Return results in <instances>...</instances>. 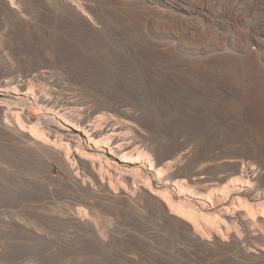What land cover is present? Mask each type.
I'll use <instances>...</instances> for the list:
<instances>
[{
  "label": "bare ground",
  "instance_id": "obj_1",
  "mask_svg": "<svg viewBox=\"0 0 264 264\" xmlns=\"http://www.w3.org/2000/svg\"><path fill=\"white\" fill-rule=\"evenodd\" d=\"M4 26L7 30L2 31ZM82 42L91 50H83ZM3 48L12 52L16 65L7 61L0 68V156L14 157L48 179L50 187L24 179L22 185L35 195L78 193L86 208L61 213L33 205L26 208L30 218L48 233L69 232L70 237L61 242H54L43 229L39 234L29 220L28 224L11 220L0 225V232L16 235L29 254L34 250L41 259L65 257L74 247L96 251L100 257L115 256L116 264H140L127 257L125 250H111L117 242L114 232L102 234V228L90 221L93 218L88 219L87 211L100 205L131 228L141 225L144 211L155 214L167 232L181 236L200 256L233 251L234 256L228 257L232 264H264V185L260 184L264 179V0H0V55ZM47 49L52 52L47 51L51 59L44 53ZM26 52L29 57L22 58ZM48 60L63 75L95 92L96 109L86 108L84 99L68 96L60 77L45 69ZM5 95L13 98L3 99ZM141 95L159 103L157 108L165 104L171 116L177 111L192 113L186 119L182 114L183 120L178 114L175 118L180 125L182 121L188 125L184 134L194 137L199 160L210 155L207 148L215 133L223 138L242 132L250 139L220 142L218 146L257 161L261 167L252 165L243 170L244 162L228 160L226 168L199 167L187 176L190 153H178L180 149L173 144L184 125L179 130L177 122H173L177 128L165 123L163 146L168 151L160 153L155 145L146 147L153 156L150 170L161 174L175 168L168 177L173 183L166 185L179 194L186 188L197 190L195 194L203 196L201 208L172 200L168 191L154 192L149 179L141 180L138 170L124 169L111 160L126 161L143 140L150 139L139 129L149 126L146 111L139 109L135 115L126 112L136 126L124 122V117L123 123L112 117L101 119L103 115L101 120H91L100 110L110 112L119 105L135 103ZM153 106L150 111L156 110ZM27 110L30 117L25 118ZM77 110L81 114L77 115ZM158 120L161 123L163 119ZM52 123L77 131L97 151L105 149L107 155L94 157L84 148L81 137L53 132L48 128ZM221 123L227 126L220 127ZM125 129H131L134 136L129 130L132 137L124 134L128 133ZM223 169L225 174L220 175ZM227 178L231 179L222 186ZM212 188L216 189L210 191ZM187 192L184 195L191 197L193 192ZM234 195L261 203L235 197L230 208L216 209ZM212 209L216 210L208 214ZM157 227L153 231H158ZM129 235L119 237L127 248L144 244ZM252 237L261 240L259 245L251 244ZM4 255L0 252V257ZM19 255L14 261H23L24 256ZM161 258L166 264H184L172 255Z\"/></svg>",
  "mask_w": 264,
  "mask_h": 264
},
{
  "label": "rangeland",
  "instance_id": "obj_2",
  "mask_svg": "<svg viewBox=\"0 0 264 264\" xmlns=\"http://www.w3.org/2000/svg\"><path fill=\"white\" fill-rule=\"evenodd\" d=\"M2 28H3L2 31L7 30V28L5 26ZM82 43H81V47L83 45V47H82L83 50H86V51L91 50L90 48H87V47H89L88 43H83V44ZM91 48H92V46H91ZM2 51H3L2 52L3 55H0V68H3L2 65L4 64V62L7 63V61L10 63L12 62V65L15 66L16 64H15V60H14V56L12 55V52L8 48H3ZM47 51H48V49L45 50L44 53H45L47 59H51L52 52L49 50L51 53V54H49L48 53L49 51L48 52ZM92 51H94V50H92ZM9 52L11 54H8ZM22 53H24V52H22ZM46 53H48V54H46ZM24 55L25 54H23V55L21 54V56H23L22 58L26 59L27 56L29 57V53L27 55V52H26V55L25 56ZM11 60H13V61H11ZM47 64L51 65V66H48ZM47 64H46L47 66H45V67H47L48 69L47 68H45V69L48 71H51L53 74L56 75V77H58V78L60 77L59 79H60L61 83L63 82L62 86L65 89H67V91L66 90H63V91H66V93H68L69 97L75 98V96H77L76 99H82V100L84 99L83 101H85V102L87 101L86 102V108H88L89 110L90 109L92 110V108L94 107L93 109H96L95 106L98 105L99 102H97L98 100L96 99V96H94L95 92L91 88L83 85L79 81L69 79L68 77H66V75H63L64 72L61 69H59L58 66L56 67V65H53V63H51L49 60H48ZM45 86L46 85H44V87ZM37 88H38V86L35 87L34 89H37ZM2 98L9 100V99H12L13 97L9 96V95L8 96L5 95V96H2ZM148 98L149 97H145V95H141L137 102L125 103L127 105L126 107H125V104H122L123 107L119 105L116 109H114L116 111L113 110V111L109 112V111H105V110H100L99 111V113L101 112L100 114L97 112L99 116L96 113L95 116L97 115V117L93 116L91 120H92V122H95L96 120L98 121L101 119L112 117L114 119L117 118L118 121L115 119L117 123L119 121H120L119 123H121L122 118L124 117V119H123L124 122H126L128 124L131 123L132 125L136 126V124L134 122H132V120L130 118H128L125 114L128 113L131 115H135V113L137 114L139 112V109L142 110V108H143L146 111L145 115L148 114L145 117L147 118V121H149L148 122L149 126H148V128H144V129L140 128L139 126L138 127H139L140 131L143 134L145 133V135L148 137V139L149 138L150 139L148 141L145 140V142L143 140L144 143L142 142V144L140 145L141 147H138L136 152L128 155L127 158L124 159L126 161L121 162L120 160L113 158V157L111 158V160L114 163L119 164V166H121L124 169L138 170L140 173L141 180H148L149 179L148 184H150L149 186L151 189L154 190V192L162 194V193H165L168 191L169 195L171 194L170 198L172 200H174L176 202L177 201L178 202L184 201L185 203L192 202L190 204H193L194 207H196L197 209H200L201 205H200L199 201H201L200 198H202L203 196L199 195V194L197 196V194H195L197 192V190H195L193 188H186L185 191L188 189V190H190V191L187 190L189 193H191V191L194 193V194L192 193V195L190 197L189 194H187V196L184 195V193H186L187 191L186 192L183 191L182 193L179 194V191L175 190L173 188V186L166 185V182H169L168 177H170V175L173 172H175V170H176L175 168L169 167L168 169H165L166 171L163 170L161 172V174H157L155 171L150 170V163L153 159V156L148 153V151L146 150V147H148L149 145H155V147H157L158 152H160V153L167 152L168 149H166L163 146L164 142H165L164 137H166L165 128H167L165 126L166 125L175 126L176 125L175 122H177L178 129L180 130L183 125L185 126V124H183L184 123L183 121L181 122L182 123L181 125L179 124L180 123L179 121L183 120V119H181V115L185 114V112L180 113V111H177V110L173 111L174 115H175V112L177 111L178 115L177 114L176 115L180 119V120H178L177 118H175V117H177L176 115L171 116L172 111H171V109L168 110L167 107L165 106V104H161V106L159 105V107L157 108V106H158L157 104H159V103L153 102L151 99H150L151 100L150 101ZM147 100L150 103L152 102V104H150ZM129 103H131V104H129ZM147 103H149V104H147ZM225 104H226L225 106L227 107L228 104L227 103H225ZM147 105H150V107H151V105H154L153 109L156 108V110L150 111V107H148ZM229 106H230V104H229ZM229 106H228V108H229ZM120 107H122V108H120ZM161 107H162V112L160 109ZM148 108H149V110H148ZM163 109H164V111H166L165 113H164ZM230 109H231V107H230ZM129 110L132 111V113ZM151 110H152V107H151ZM78 111L79 110H77V112ZM29 112H30L29 110H27L25 112V114H24L25 118L30 117ZM106 112H108V113L106 114ZM151 112L153 114H151ZM109 113H110V115H109ZM154 113L155 114L157 113V114L155 115ZM79 114H81V111H80V113L78 112L77 115H79ZM166 114L168 115L167 119H166V116H167ZM191 114L192 113H190V112L186 113L184 115V117L182 115V118H185V116H186V118H188V116H190ZM102 115H103V117H102ZM106 115H107V117H104ZM152 115H153V117H152ZM113 116H115V117H113ZM94 117H95V120H93ZM100 117H102V118L99 119ZM118 117L121 118V120ZM125 117L128 120L130 119L129 120L130 122ZM159 118L163 119L161 122L162 124L160 122H158ZM164 119L167 120L168 122L164 121ZM171 119H173V120L171 121ZM175 119H177L178 121ZM154 120H155V122H153ZM123 121H122V123H123ZM163 121H164V124H163ZM173 122L175 123V125L173 124ZM165 123H167V124L165 125ZM185 123H187V122H185ZM187 124H189V123H187ZM157 126H159V127L157 128ZM170 126H168V127H170ZM184 126L182 127V130H183L182 133H179V135L180 134L181 135L178 136V139L174 140L173 144H174L175 148L177 149V151L180 149L178 151V153H187V152L190 153V159H189L190 163H188L189 167L187 166V169H186L187 176L189 174H191L192 172H194L195 170H198L199 167L201 168V167L206 166L209 170L217 169L218 166H219V168L220 167L226 168L227 165H230V163H227L228 160L229 161L230 160H238V161L244 162V164H242L243 170L244 169L246 170L248 167H250L252 165L256 168L261 167V165L257 161H253L251 159H246L244 157H241V156L235 154L229 148H224V146H221V145L218 146V143H220V142H222V143L225 142V144H227V142L228 143L229 142H235L236 143V142H242L244 140H247L248 138L250 139L248 133L243 134L242 132H236V133H232L229 136H226L223 138H221L222 137L221 135H218L217 133H215L214 135H212L213 137H211L210 144L208 145V148H207L209 150L208 154H210V155H207V157L205 159L199 160L197 153H194L195 152L194 137L193 136H186L184 134V129H186L188 125H186L185 127ZM219 126L225 127L227 125L225 123L224 124L221 123V124H219ZM160 127H161V129H160ZM175 127L177 128V126H175ZM233 127L239 128V127H241V125L234 124ZM48 128L53 132H57V133H60L63 135H68L71 137H77V136L81 137L84 148L87 150V152L89 154L93 155L94 157L97 155H103V154L107 155V152L105 149L103 151H97L98 149H96L93 145L89 144L80 133L71 129L70 127H66L62 124L58 125L56 123H52L49 125ZM128 130L130 133L133 134V131L131 129H125V131H127V132H128ZM129 132L128 133L125 132L124 134H126V135L128 134L127 136H129ZM148 132H151V133H148ZM157 132H159V136L155 135L153 137L152 134L153 133L157 134ZM183 135H185V137ZM130 136H131V134H130ZM133 136H134V134H133ZM178 140H179V142H175ZM149 141H150V143H149ZM152 142H153V144H152ZM8 158L9 157L5 158V157L0 156V225L7 223V222H12V221H18L21 223L28 224L29 223L28 220H29L30 223H32V226L34 227V225H35L34 228L39 232V234H41L43 227L41 228L40 225H37V223L34 219L30 218L29 213L26 212V208L28 206L33 205L36 207L35 209H42V207H43V209L47 208L49 211H52L55 213H61V210L63 211L64 209L76 210V209H80V208L81 209L86 208L85 199L83 197H81L78 193L66 194V193H62V192L61 193L57 192V193H54L52 195H44V194L35 195L33 191H30L29 189H27L23 186L24 185V179L29 180L34 185H41L44 187L45 186L50 187L51 183L48 181V179L45 176L38 173L33 167L28 166L27 164H23L20 161H17V159H15L14 157H12V159H8ZM134 159L135 160L138 159L139 162L138 163L134 162L135 161ZM196 159L198 160V162ZM220 165H222V166H220ZM224 169L220 171V175L225 174ZM164 173H166V174H164ZM158 175H160V176H158ZM230 179L231 178H229V179L227 178L222 183V186L225 185V182L228 183L227 180H230ZM169 183L172 184L173 181H170ZM260 184H261V186L264 185V179L262 180V182H260ZM222 186H220V187H222ZM215 189L216 188H212V189H210V191L211 190L214 191ZM14 191H16L15 196L13 195ZM235 197H241L242 200H245L251 204H254V203L260 204L261 203L260 201L254 199V198H251V197H247L245 195H234L233 197L229 198V200L226 201L225 203L217 206L216 209L221 210V209L228 208V207L230 208L232 201L234 200ZM186 200H188V201H186ZM104 209H105V207L100 206V205L93 206L91 209L92 211L91 210L87 211L88 219L90 220L93 218L90 221H94L97 225H99L102 228V232H103L102 234H105L107 231L114 232L115 237H117L118 243L114 242V244L111 246V250L114 247L116 249H119L120 251L125 250L126 252H124V254H126L127 257L132 258L133 260H135L136 262H138L140 264H166L162 260L161 257H167L168 255L169 256L172 255V256L176 257L177 259L181 260V262H183L184 264H186V263H189V264H232V261L228 257L234 256L233 251H221L218 254L213 255L214 257L213 256H202V255L200 256V254H198V253H197L198 254L197 255L196 252H194L192 250V248L189 245H187L186 241H184V239L181 236H176L172 233L170 234L169 232H167L166 229L161 225L162 224V222L160 223L161 220L155 214L152 215V213H150L148 211H146V212L144 211L143 214L146 216H143V214H142V219H143L142 221L144 222V224L146 222H149L151 225H153V226L155 225L154 227L158 226L157 227L158 231L156 230V228L154 229L155 231H153L154 227L150 226L148 223H146L145 226H143L144 225V224H142L143 222L140 223L141 225L138 228H131L130 226H126L125 224L120 223V221H116L117 219L119 220V218H117V216L113 212H110L109 210L107 211L106 209L105 210ZM215 210L214 209L209 210L210 213L208 212V214H212L213 211H215ZM147 212H148L149 216H148ZM145 217L149 218V221ZM21 220L25 221V222H22ZM26 221L28 223H26ZM117 222H118V224H117ZM157 223H158V225L156 226ZM120 225H122V226L124 225V226L122 227ZM39 229L41 232L39 231ZM136 229L139 231L136 232ZM144 229H145V231H144ZM43 231H45V233H47V234H45L44 232L42 234H45L47 236L50 235L48 237L50 239H52L54 242H61V241H63V238L70 237V233L67 231H63V230H58V231L57 230L56 231L49 230V233L44 229H43ZM129 233L131 235H129ZM124 235H129V236L134 235V236H136L135 238L141 239L144 242V244H138L134 248H127L125 246V244H123V242L119 241V237L123 238ZM240 236H242V235L240 234ZM120 240H121V238H120ZM23 242H22V239L19 240V238L14 234L0 232V252L5 254L4 255L5 257H0V264H8V263L9 264H13V263L14 264H23V262L26 264H52L54 262H55L54 264H116V262H115L116 257L115 256H110L109 258L108 257H100V254H98V252H96V251H89L86 249L84 250V249H78V248H74V247L72 248L71 252L66 253L65 257H62L64 259H62L61 257L58 259H51L49 257H46L45 259H41L38 254H37L38 257L34 255V254H36V253H33L34 250L30 252V254H31L30 255L29 254L30 250L25 247V244ZM250 242L253 245H255V244L259 245L261 240L258 237H252L250 239ZM21 243H22V246L24 244L23 249L21 248L22 247ZM16 247H18V248H16ZM26 249H27L28 253L24 252V251H26ZM18 251L19 252L21 251V252L18 253ZM14 252L16 255L14 254ZM23 252L25 253V256H24V254L22 255ZM19 254H21V255H19ZM67 254H68V256H67ZM6 255L9 258L12 256L13 260L9 261V258L6 259V257H7ZM13 255H15L16 258L18 257V255L20 258L22 256H24V257H22L23 261H21V260H19V262L17 260L14 261L15 257ZM24 260H26V261H24ZM51 260H52V262H51ZM12 261H14V262L12 263Z\"/></svg>",
  "mask_w": 264,
  "mask_h": 264
}]
</instances>
